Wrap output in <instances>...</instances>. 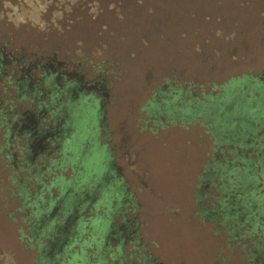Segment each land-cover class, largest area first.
Returning a JSON list of instances; mask_svg holds the SVG:
<instances>
[{
    "label": "rangeland",
    "instance_id": "1",
    "mask_svg": "<svg viewBox=\"0 0 264 264\" xmlns=\"http://www.w3.org/2000/svg\"><path fill=\"white\" fill-rule=\"evenodd\" d=\"M0 49L5 53L0 66V264L95 263L80 247L75 257L72 253L56 262L48 256L57 251L54 236L62 234L77 202V176L83 188L91 181L101 183L110 168L108 153L119 173H130L126 181L122 177L119 194L111 193L122 197L123 187L130 197L110 221L95 220L98 228L93 222L91 229L80 226L81 231H96L97 247L111 222L136 221L141 243L148 219L156 227L174 226L180 217L191 221L190 208L158 213L150 208L154 199L137 197V190H158L157 177L136 173L140 158L134 140L141 137L154 146L158 160L166 161L172 184L179 183L176 175L193 152L189 191L206 193L203 206L228 214L234 228L242 224L241 233L252 229L248 223L256 215L264 223V201L243 199L241 192L251 187L250 165L264 168V89L258 83H264V0H0ZM51 50L56 52L53 62L64 66L53 81L51 69L43 71ZM27 60L39 61L41 67L32 71ZM44 72L48 77L40 80ZM35 78L39 80L31 82ZM79 79L84 88L73 90L78 100L74 138L66 144L56 132L49 149L28 154L22 116L42 114V125L57 129L68 94L62 91ZM84 94L93 97L86 102ZM100 124L110 151L79 149L85 137L96 136ZM246 164L249 168L238 175L235 166ZM260 173L255 188L264 193ZM91 215H72L73 225H65V231L78 236L79 223ZM229 223L223 230L217 227V234L230 233ZM209 227L204 226L205 239ZM232 234L234 239L220 247L219 237L203 241L194 233L185 264H203V244L215 248L214 264H264L261 258L246 262L241 252L237 260L236 244L245 252L242 245L248 242H238Z\"/></svg>",
    "mask_w": 264,
    "mask_h": 264
},
{
    "label": "crops",
    "instance_id": "2",
    "mask_svg": "<svg viewBox=\"0 0 264 264\" xmlns=\"http://www.w3.org/2000/svg\"><path fill=\"white\" fill-rule=\"evenodd\" d=\"M64 97H67L65 100L66 106L62 115V124L61 126H57V132L62 134V137L65 138L67 144L70 142L68 139L72 140L78 130V128H76V123L78 121L76 113L78 100L76 99V96H73V94L70 95L69 93L64 95ZM91 97L93 96L90 94H84L81 96V98L87 99L86 102H88V99ZM100 129H103V125L101 124L96 129V136H93V138L90 136L85 137V140L82 143L78 144V148L82 150L88 148L95 154L96 149L101 150L103 147H105V141L103 140L104 137L102 136V134H100ZM143 138L144 137L134 140V146L136 150L139 151L140 158L139 162L136 164V173L142 171L143 173H146V175L149 174L148 176H152L153 178L157 177V180L156 178L152 179L157 183L156 187H158V190L154 189L150 191H141L146 193H141L137 190V197H139V199L141 198V201H143L144 198L149 199L150 197L152 198V200L154 199L156 203L153 202V205L150 204V208L154 206L155 212L158 213L166 214V212L168 213L170 210L174 211L177 209H182L184 211L187 208H190V210L192 211L191 214H193V216L191 217L192 220L184 221L180 217L179 221H175L174 226L172 225L171 227H156V223L152 222L151 219H148L146 223L147 233L146 235L143 234V236H141V243L139 242L140 236L136 232V225L138 226V223H136V221H134L133 224V221L130 220L132 221V226L129 228L131 232L130 234L126 236L124 235V237L121 238L118 234H112L111 232H114V230L118 226L123 225H116L112 224L111 222L110 230L103 237L102 245L100 244L101 248L97 247L94 244L97 241V233L95 230L91 234V230H87L85 232L83 229V231H80L78 236H72L70 233H68V231H66V245H64V247L62 248L57 249V251H55L53 254H50L48 257H52L51 260H55L57 262L59 258L63 260V257L69 256L72 253V256L75 257L76 250L78 249V247H80V250L85 252V258H88L89 261L95 259L94 264H126L128 259H130L133 264H156V261L158 262L157 264H185V255L187 254L186 250L188 248L189 239L192 238L194 233L198 235L199 239L203 238V241L207 240V238L210 236V239L219 237V241H221V244L219 245L220 247H226V243H228L230 239H234V235L231 233H227V231L225 230L224 231L226 234H224L223 231L217 234V227H220V230H223L225 228L224 225L220 223V221L218 222V219L215 218L216 216L214 217L216 211H211L207 207L203 206V194L206 195V193L198 190V195H193L189 191L188 181L189 177H191V168L195 163V157L193 156L194 153L191 152V154H189V159L183 166L184 168L178 173V175H176V180H178L179 183L177 185L176 183L172 184L174 182L172 181L174 175L171 174L167 166H164L166 165V161H161L160 159L158 160V158H156L153 154L154 146H150V141L146 142L148 139H146L145 141V139ZM138 143L141 144L139 145ZM108 148L105 147V152L110 151L108 150ZM120 150H122V148H120ZM108 162L110 164V168L108 173H105V176L103 177L101 183L96 182L94 184L91 181L89 182L88 187L83 188L79 184V180L81 178L77 176L75 191L79 195H77L78 199L77 202L73 205V209L76 208L77 211L75 215L77 216L80 214L83 215L84 213H88L89 216L90 214H92L91 218L82 220L83 222L81 221L83 226H85V228L87 229L93 228L91 225H88L89 222H93L95 224V227H97L96 222L98 221H110L112 214L117 212L122 207L121 205L127 207L129 203L130 194L127 193L126 190L123 189V187L121 191L125 193V197H123L124 193H122V197L120 195H112L111 189L116 191L117 187L121 186V184L119 183L122 177L123 180L126 181L128 174L130 175V173L127 172V169H125L124 173L121 174L116 170L115 167L112 166L111 153L110 155L108 153ZM92 176L94 177V175ZM113 177L114 179H111ZM200 187H203V185H201ZM79 189H82V191L80 192ZM100 202L103 203L100 204ZM203 218L208 222H203ZM95 220L97 221L94 222ZM206 224H209L212 227H209V233H205L207 236V238L205 239L203 230L205 229L204 226ZM85 236H91L89 240L90 242L87 241L86 238H83ZM174 236H176L177 239H174ZM60 238L64 240V235L59 234V236H54L57 245ZM236 240L239 241L238 238ZM125 244H127V251L124 250ZM236 246L237 247H235V251H238V253H235V256L237 257V260L239 258L238 254L240 252L242 253L241 257H243L245 261L247 260V258H250L245 254V252H243V250L240 251L239 243L236 244ZM153 254L159 256V258L154 257ZM215 254H217L215 253V248L213 249L212 247L211 249V247H208V245L203 244V264H214L213 259H215V257L217 256ZM231 254L234 255V248ZM232 259L234 260V256H232ZM231 263L237 264L236 260Z\"/></svg>",
    "mask_w": 264,
    "mask_h": 264
},
{
    "label": "flooded vegetation",
    "instance_id": "3",
    "mask_svg": "<svg viewBox=\"0 0 264 264\" xmlns=\"http://www.w3.org/2000/svg\"><path fill=\"white\" fill-rule=\"evenodd\" d=\"M0 52H1L0 61L5 63L4 62L5 53H3L1 49H0ZM45 61H46V63L44 65L43 71L48 72V71H46L45 67L51 69L50 72L52 73L53 78H54V79H52V81L56 80L59 77L58 74H60L58 72V69L64 67L63 64L62 63L53 62L54 59L53 60L52 59H50V60L46 59ZM13 62L18 63V60H15ZM46 64H48V65H46ZM53 64L55 65V68L51 67ZM39 67H41L40 64H39V61H36L33 65H31L30 68L33 71L35 69H38ZM19 71H21V69ZM26 71H27V69H26ZM45 72L41 76H39L40 80H42V79L44 80V78L48 77ZM50 72H48V73H50ZM74 74L75 73H67V76L68 77H72V76H74ZM62 75H65V74H62ZM39 78H35V79L31 80V82H33V83L35 82L36 83L37 80H39ZM26 80H27L28 83H26L25 86L29 87L31 85V83H29V79H26ZM77 81H78V83L75 84V85L73 84L74 86H72L71 89H64V91L68 92L70 95L71 94L74 95L75 91H73V90H75V89L76 90H81L82 88H84V87H82L83 85L80 83L81 82L80 79L77 80ZM19 87H20V85H19ZM90 88H93V86L90 87ZM43 121H44V118L42 117V114H38V113H37V115L31 116V117H28L27 115L24 114L22 116V119L19 121V124L21 125V127H20L21 130H23L24 133L26 134L24 138L25 139L29 138V141L28 142L26 141L27 148L25 150L30 155H31V153H33L34 149H38V148H40V149H42V148L47 149L48 148L49 149L51 144L54 142L53 135L57 132L58 129H56L55 127L51 128L48 125H45V126L42 125ZM52 126H53V124H52ZM76 211H77L76 208L72 209V211H71L72 214L71 215L75 214ZM71 215H69V217L67 216V220L63 223L64 225H69V227H71V225H73ZM131 223H132V221H130V220L129 221L128 220H124L123 223H122L123 226H118L114 230V232H111V233L112 234H115V233L118 234L120 238L124 237V235L126 236V235L130 234V232H128V230L132 226ZM64 225H62V227H61L63 229L62 230V235H64V240L60 238V240L58 241L59 243L57 245V249L62 248V247H64V245H66L67 237L65 238L66 231H65V226ZM56 244H57V242H56Z\"/></svg>",
    "mask_w": 264,
    "mask_h": 264
},
{
    "label": "trees",
    "instance_id": "4",
    "mask_svg": "<svg viewBox=\"0 0 264 264\" xmlns=\"http://www.w3.org/2000/svg\"><path fill=\"white\" fill-rule=\"evenodd\" d=\"M48 10V9H47ZM46 10V11H47ZM1 48H6V44H2ZM55 51L54 50H51L50 51V54H49V57L50 59H54V56H55ZM41 58H39L40 60ZM48 59V58H46ZM45 59V60H46ZM36 61H29L27 60L26 63H27V66H31L35 63ZM1 65H4V63L2 61H0V66ZM237 80V79H236ZM258 82V81H257ZM261 84V89H264V83L263 82H258ZM249 89H245V92H247ZM62 93H65V91H63ZM161 94V93H160ZM93 96V94H91ZM264 161V159H262ZM222 166V165H221ZM246 165L244 166H235L236 170H238V175H240L239 173H241V171L243 172L244 170L242 169H245V168H249L246 167ZM257 167L259 168V172L257 173L258 170ZM221 168H224V170L226 169L225 172H227L229 169L224 165L222 166ZM220 168V169H221ZM222 170V169H221ZM241 170V171H240ZM250 174L248 175L247 177V180H249L250 182H252V184L250 185V189H246V190H249L248 192L245 190V189H242L241 192H242V197L243 199L245 198H253V199H260L259 203H262L264 201V193H259L258 192V188H255V185L258 181V174L260 173L261 176L264 175V168L261 167V165H255V164H251L250 165ZM223 175V174H222ZM233 176V175H232ZM223 178H225L223 176ZM222 179V178H221ZM235 179L239 180V177L237 176ZM223 180V179H222ZM246 184V183H245ZM246 203V202H245ZM247 204V203H246ZM216 209L213 208V211H215ZM222 210H223V207H222ZM264 210V209H263ZM220 211V210H219ZM262 213L264 214V211H262ZM217 215L221 217L220 220H218V222L220 221V223H222L223 225L228 223V220H230V225L228 227H230V230L229 232L232 234L233 232L235 233L236 232V237L238 238V240H240L241 238V242H244V240H246L248 242V245L244 244L242 245L244 250H245V254L248 256V257H251V258H261L263 259L262 261H264V223L262 224L258 219H259V216L256 215L254 217V223H248V225L251 226L252 229H250L248 232L246 233H241L240 232V228L242 226V224H240L239 222H237V224L235 225L236 228H234V224H233V221L232 219L230 218V216L228 214H225L223 213H220L218 214V212L216 211V214L214 215L215 218H217ZM212 216V215H210ZM264 218V216H262V219ZM233 224V225H232ZM81 230L78 231V233L80 232ZM252 232V233H251ZM253 235V236H251ZM243 237V239H242ZM252 237H254L252 239ZM239 242V241H238ZM251 242V243H250ZM254 251V252H253ZM260 264H262L260 262Z\"/></svg>",
    "mask_w": 264,
    "mask_h": 264
},
{
    "label": "water",
    "instance_id": "5",
    "mask_svg": "<svg viewBox=\"0 0 264 264\" xmlns=\"http://www.w3.org/2000/svg\"><path fill=\"white\" fill-rule=\"evenodd\" d=\"M81 225L83 226V224H82V223H79V227H78L77 231H78V230H80V226H81Z\"/></svg>",
    "mask_w": 264,
    "mask_h": 264
}]
</instances>
